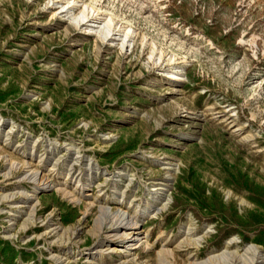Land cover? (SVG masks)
<instances>
[{
	"label": "rangeland",
	"instance_id": "rangeland-1",
	"mask_svg": "<svg viewBox=\"0 0 264 264\" xmlns=\"http://www.w3.org/2000/svg\"><path fill=\"white\" fill-rule=\"evenodd\" d=\"M260 256L264 0H0V264Z\"/></svg>",
	"mask_w": 264,
	"mask_h": 264
},
{
	"label": "bare ground",
	"instance_id": "bare-ground-1",
	"mask_svg": "<svg viewBox=\"0 0 264 264\" xmlns=\"http://www.w3.org/2000/svg\"><path fill=\"white\" fill-rule=\"evenodd\" d=\"M71 3V1H67V6L62 5V8L68 7ZM67 9V11L73 16L76 26L81 28L86 27L94 32L99 33L102 40L115 41L120 38L121 46L123 48L129 46L131 47L133 45L135 31L131 27L118 28L114 22V18L112 15L109 18H102L101 15L97 12V9L94 6H90L89 4H83V9L77 14H74L72 12V9ZM157 54L158 53L155 51L154 48L153 52L151 53V58H154L155 56H157ZM161 59L162 54H159L158 60ZM169 73V78H174L177 75L174 71H170ZM262 257L263 256H260L259 258ZM260 262L264 263V257L263 260Z\"/></svg>",
	"mask_w": 264,
	"mask_h": 264
}]
</instances>
